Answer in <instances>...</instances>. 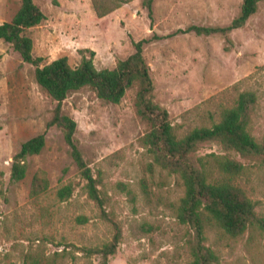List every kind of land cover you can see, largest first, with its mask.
<instances>
[{"label":"rangeland","instance_id":"374dc122","mask_svg":"<svg viewBox=\"0 0 264 264\" xmlns=\"http://www.w3.org/2000/svg\"><path fill=\"white\" fill-rule=\"evenodd\" d=\"M34 2L46 19L25 33L32 38V54L42 57L41 65L67 56L76 66L92 50L96 68H113L134 51L132 41L147 39L142 53L153 80V100L167 109L172 124L182 130L210 124L220 102L249 89L257 96L249 130L257 140L264 137V0L244 26L208 35L190 27L228 25L242 0H153L151 16L141 0H131L103 17L96 15L91 0ZM19 4L0 0V23L10 20ZM34 69L0 39V264H21L30 246L48 255L70 243L101 245L113 233L112 223L87 196L86 180L62 130L46 125L56 101L38 85ZM136 91L134 83L118 103H111L85 86L67 95L62 111L76 121L75 143L100 181L107 199L104 209L122 230L108 264H186L188 230L174 213L182 187L175 175L150 165L139 141L149 125L136 113ZM40 133L44 147L26 158L25 177L11 180L21 143ZM211 152L224 153L217 142H205L197 154ZM242 161L245 170L238 181L255 201L257 214L264 216V165ZM36 172L47 179L48 188L32 196ZM68 182L74 190L61 202L56 190ZM79 215L87 221L79 223ZM206 236L218 255L216 264H264V233L257 227L239 236L212 227ZM75 254L74 261L65 259L64 264L99 262L97 255Z\"/></svg>","mask_w":264,"mask_h":264},{"label":"trees","instance_id":"16d2710c","mask_svg":"<svg viewBox=\"0 0 264 264\" xmlns=\"http://www.w3.org/2000/svg\"><path fill=\"white\" fill-rule=\"evenodd\" d=\"M131 0H91L98 17H103ZM262 0H242L240 11L228 25L201 27L192 26L198 34H227L245 25ZM153 0H141L152 14ZM46 19L44 12L34 0H20L18 9L8 21L0 23V39L16 51L22 61L35 66V80L41 89L56 101L52 117L47 126L56 125L63 132L70 147V154L81 176L86 180L87 196L100 208L101 215L113 225L111 238L95 246H77L72 243L66 248L46 255L42 249L31 246L23 253L21 264H64L74 261L75 253L91 258L99 256L98 264H108L122 241L121 227L112 219L110 211L104 209L107 202L104 191L98 187L99 179L93 176L74 140L76 121L62 111V102L67 95L88 86L96 95L111 103H118L125 91L137 83L134 106L137 115L149 125L139 138L141 146L155 165L175 175L182 187V195L174 205L175 217L187 226L186 245L190 258L186 264H216L218 255L207 244V228L219 227L231 236L242 235L252 227L264 233V216L257 214L255 201L238 181L245 170L242 160L264 165V137L257 140L249 130L252 112L257 103L256 93L249 89L238 91L234 97L220 102L211 113L210 124H199L182 130L169 119L167 109L153 100V80L149 66L143 56L147 39L132 41L134 51L119 59L113 68L98 69L93 63L94 52L83 55L78 65L71 66L67 56H60L41 65L42 57L32 54V38L25 33ZM213 99V98H211ZM205 142H217L223 154L197 151ZM45 144L43 133L37 134L20 145L13 156L11 180H22L26 175V158L38 154ZM235 153L240 159L232 156ZM48 188V181L39 172L32 178L30 194L37 196ZM74 186L71 182L60 185L56 190L59 201L68 200ZM79 223L87 221L84 215L77 216ZM67 247H71L67 249ZM93 264V263H91Z\"/></svg>","mask_w":264,"mask_h":264}]
</instances>
